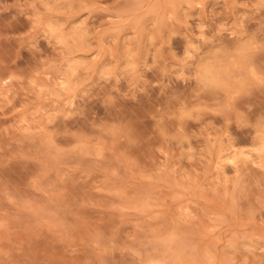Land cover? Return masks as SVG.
Segmentation results:
<instances>
[{
    "label": "rangeland",
    "instance_id": "obj_1",
    "mask_svg": "<svg viewBox=\"0 0 264 264\" xmlns=\"http://www.w3.org/2000/svg\"><path fill=\"white\" fill-rule=\"evenodd\" d=\"M0 264H264V0H0Z\"/></svg>",
    "mask_w": 264,
    "mask_h": 264
},
{
    "label": "bare ground",
    "instance_id": "obj_2",
    "mask_svg": "<svg viewBox=\"0 0 264 264\" xmlns=\"http://www.w3.org/2000/svg\"><path fill=\"white\" fill-rule=\"evenodd\" d=\"M225 160H227V159H225ZM228 160H230L229 157H228ZM230 161H231V160H230Z\"/></svg>",
    "mask_w": 264,
    "mask_h": 264
}]
</instances>
